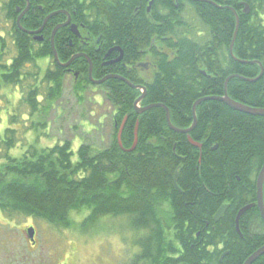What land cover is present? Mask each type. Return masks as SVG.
I'll use <instances>...</instances> for the list:
<instances>
[{"label": "trees", "instance_id": "obj_1", "mask_svg": "<svg viewBox=\"0 0 264 264\" xmlns=\"http://www.w3.org/2000/svg\"><path fill=\"white\" fill-rule=\"evenodd\" d=\"M30 1L21 19V26L30 31L39 29L54 10L69 9L56 0ZM139 1L69 3L77 8L73 20L88 26L91 33L99 29L106 42L123 46L129 60L140 48L149 47L153 36L161 38L165 51L154 53L159 57L158 70L143 105L167 106L173 125L188 128L194 121L193 104L206 96H223L225 82L233 76L229 96L264 108V74L256 81L241 78H256L260 64L264 67V0H178L179 7L175 0H157L151 15L136 11ZM185 2L205 29L198 31L190 23ZM244 3L250 6L248 14L243 12ZM26 6L27 0H0V10L12 23L15 47L8 58V38L0 33V97L6 86L19 88L31 123L17 130L12 125L19 115L13 114L11 127L0 136L1 211L17 220L31 217L83 232L104 219L126 218L136 233L133 243L138 249L129 264H243L263 246L264 220L256 202L257 178L264 165V116L235 110L221 101H204L197 107L198 123L190 133L202 145L198 148L188 134L168 126L163 107L137 113L134 103L140 91L110 79L101 86L114 107L113 138L107 148L83 143L74 159L69 141L44 147L36 142L22 156L11 155L19 143V130L26 134L46 127L45 116L60 99L67 73L56 63L51 44L53 28L66 16H53L40 41L17 23ZM230 8L240 18L235 57L260 64L242 63L230 54L237 29ZM78 41L66 27L56 33L60 61L85 51L95 63L92 48L79 47ZM41 58L53 62L44 74ZM71 67L80 74L76 86L86 89L91 84L88 60L80 57ZM125 118L121 146L118 133ZM137 124L138 142L127 151L134 146ZM225 204L228 209L216 221L215 214ZM250 204L255 205L242 215L239 232L237 214ZM253 264H264V255Z\"/></svg>", "mask_w": 264, "mask_h": 264}, {"label": "rangeland", "instance_id": "obj_2", "mask_svg": "<svg viewBox=\"0 0 264 264\" xmlns=\"http://www.w3.org/2000/svg\"><path fill=\"white\" fill-rule=\"evenodd\" d=\"M190 23L201 30L204 28L198 16L188 11ZM46 18V17H45ZM12 23L7 19L4 10H0V33L8 38L9 55L15 53L11 39ZM205 29V28H204ZM34 36V35H33ZM42 74L53 67L49 58L40 59ZM152 71L141 73L150 77ZM72 74L66 73L63 93L54 107L48 110L46 127L31 130L23 134L19 130V143L12 147L10 153L14 157L22 156L30 144L37 142L38 147L53 146L69 141L77 159V151L83 144L97 149L109 146L113 138L112 115L114 107L106 99L102 88L87 85L86 89L76 86ZM21 92L15 86H6L0 97V136H4L6 128L11 127V115L18 114V121L12 125L15 129L30 126L28 108L20 102ZM37 229V244L27 242L28 228ZM136 233L132 231L126 218H109L102 220L94 228L83 232L75 229L58 228L44 220L22 218L15 226V256L21 260L31 258H47L53 264H129L133 254L138 250L134 245Z\"/></svg>", "mask_w": 264, "mask_h": 264}, {"label": "flooded vegetation", "instance_id": "obj_3", "mask_svg": "<svg viewBox=\"0 0 264 264\" xmlns=\"http://www.w3.org/2000/svg\"><path fill=\"white\" fill-rule=\"evenodd\" d=\"M28 1L30 2V7H31V1L27 0V6H28ZM60 2L63 6H68V8H60L58 10H54L51 13L58 12L57 14L61 13L66 16V18L59 22L52 30L51 33V44H52V35L54 29L58 26L61 25L70 18V23L66 26H61L56 33L61 29L66 27L69 32L75 37V40L79 42V47H84L85 49L92 48V53L95 57V63L92 61L91 57L88 55L87 52H77L73 54L69 60L77 55V54H85V56H79L78 58L82 57L88 60L89 63V69H88V78L91 81L90 85H93L97 88H102L103 84L110 80V79H118V78H107L105 79L102 83L100 84H94L90 78V67H92V76L95 80H103L109 75H119L121 77H124L128 79L127 77L131 76L134 79V83L137 86H140V88L136 89L140 91V96H142L143 92L145 91V96L148 91V85L154 80L156 72L158 70V56L155 55L154 53H163L165 51L164 45L162 43L161 38L156 35L153 36L151 45L149 47L140 48L135 52V57L129 60V57L126 54V50L123 48V46L119 44L112 45L109 42L105 41V35L101 33L99 29L90 31L89 27L84 25L83 23H78L77 21L73 20L72 16L76 14L77 8H75L74 4L69 3L70 0H56ZM157 0H140L136 11L138 13L143 9L145 13L147 14H152L154 11V8L156 9L155 3ZM192 1V0H191ZM64 4H63V3ZM176 6H180L178 0H175ZM184 3V2H183ZM185 9L184 11L189 13L188 11L191 10V6L189 2H185ZM27 6L23 9L25 10ZM30 9V8H29ZM19 11V16L22 13V11ZM157 10V9H156ZM161 13L162 10H160ZM28 12V11H27ZM26 12V13H27ZM25 13V14H26ZM49 13V14H51ZM48 14V15H49ZM55 14L54 16H56ZM183 14V15H186ZM47 15V16H48ZM18 16V17H19ZM46 16V17H47ZM187 16V15H186ZM53 17V16H52ZM51 17V18H52ZM50 18V19H51ZM49 19V20H50ZM48 20V21H49ZM72 25L76 26V31H73ZM44 30V29H43ZM55 33V36H56ZM200 34V32H198ZM191 37V35H188ZM92 39V40H91ZM55 40V37H54ZM70 44L73 45V39L70 40ZM55 46V44H54ZM53 49V46H52ZM56 49V47H55ZM57 51V50H56ZM54 54V51H53ZM58 54V52H57ZM59 57V56H58ZM76 58V59H78ZM55 59V56H54ZM75 59V60H76ZM60 60V59H59ZM67 60V61H69ZM73 60L72 63L75 61ZM56 61V59H55ZM67 61H61L62 63H66ZM57 63V61H56ZM72 63L68 67H62L58 63V65L62 68H65L67 70V73L72 74L75 81L78 80L79 78V73L76 72L72 67ZM152 71V78L150 77H143L141 73L147 72V71ZM95 75V76H94ZM129 75V76H127ZM121 80V79H118ZM129 80V79H128ZM123 81V80H122ZM124 82V81H123ZM127 84V83H126ZM132 88V87H131ZM105 93L107 94L104 89H102ZM144 96V98H145ZM143 98V99H144ZM143 101V100H142ZM142 101L140 102V106H147L143 105ZM146 112V111H144ZM142 112V113H144ZM139 113V114H142ZM171 117V115H170ZM17 225V219L15 217H9L3 213L0 209V264H53L49 263V261H45L47 258H37V259H30L28 260H21L19 256H15V226ZM27 242H30L33 245H38L37 244V229L35 227V236H34V241L27 239Z\"/></svg>", "mask_w": 264, "mask_h": 264}, {"label": "water", "instance_id": "obj_4", "mask_svg": "<svg viewBox=\"0 0 264 264\" xmlns=\"http://www.w3.org/2000/svg\"><path fill=\"white\" fill-rule=\"evenodd\" d=\"M195 1H200V0H195ZM213 4L217 5L216 3L212 2ZM219 6V5H217ZM219 7H222V6H219ZM30 8V2L28 1V6L25 10L22 11V13L20 14V16L18 17V20H17V23L19 25V27L21 28V30L27 32L28 34H31V35H34L35 36V39L36 40H42V37L40 36L41 32L43 31V29L45 28L48 20L54 16L55 14H57L58 12H54V13H51L49 14L43 21V24L42 26L37 29V30H26L24 29L22 26H21V19L22 17L25 15V13L29 10ZM231 10H233L236 14V17H237V29H236V32H235V35H234V38H233V41L231 43V46H230V54L235 58V60H239L235 57L234 55V52H233V47H234V42H235V39H236V36H237V31L239 29V23H240V18H239V15L236 13V11L233 9V8H230ZM243 12L245 14H248L250 12V6L249 4L247 3H244V10ZM70 23V18L67 20V22L61 24V25H58L54 31H53V35H52V46H53V51H54V56H55V59L57 61V63L62 66V67H68L73 60H75L76 58H78L79 56H85L87 57V55L85 54H77L75 56H73L69 61H67L66 63H62L60 60H59V57H58V54H57V51L55 49V46H54V37H55V33L56 31L61 27V26H66ZM72 29L73 31H76V26L75 25H72ZM240 62L242 63H259L258 61H246V60H239ZM260 64V63H259ZM261 65V73L259 76H257L256 78H246V77H243L241 76L242 79L244 80H247V81H256L258 79H260L263 74H264V67L262 64ZM90 78L92 80V82L94 84H100L102 83L105 79L107 78H110V77H113V78H118V79H121L123 80L125 83H127L130 87L132 88H140V86H137L135 84H133L130 80L124 78V77H121L119 75H109L107 76L106 78H104L103 80H95L92 76V67H90ZM233 76H230L227 78L226 82H225V89H224V95L223 96H206V97H203V98H200L198 99L194 104H193V108H192V112H193V123L190 127L188 128H178L176 127L175 125H173L172 121H171V117H170V110L167 106L163 105V104H150V105H147V106H140V102L143 100L144 96H145V91L143 92L142 96L138 97L134 103V106H135V110L137 113H142L144 111H148L154 107H163L165 110H166V119H167V123H168V126L174 130L175 132H178V133H183V134H188V140L189 142L195 146V147H198V148H202V145L200 143H197L190 135V133L195 129V127L197 126V123H198V119H197V113H196V110H197V107L198 105H200L202 102L204 101H208V100H217V101H221V102H224L225 104H227L228 106H230L231 108L235 109V110H238V111H241V112H244V113H247V114H252V115H258V116H264V108H257V107H252V106H248L246 104H243L237 100H234L233 98H231L228 94V82L229 80L232 78ZM127 121V118H125V120L123 121V123L121 124V127H120V130H119V133H118V139H119V143L121 146L122 145V133H123V129H124V126H125V123ZM138 125L136 126V131H135V135H136V138H135V142H134V146H132L131 148L127 149V151H132L134 150L137 142H138ZM178 174L176 173V176ZM255 204H250V205H246L244 206L237 214V217H236V227L238 229V231L240 232V219L242 217V215L247 211L249 210L250 208H252ZM256 205L258 206L259 210H260V214H261V217L262 219L264 220V165L263 167L261 168L259 174H258V178H257V202H256ZM229 205L228 204H225L223 206H221V208L218 210V212L215 214V220L216 221H219L222 216L225 214L226 210L228 209ZM28 233H29V238L31 240L34 241V236H35V228L33 226H31L30 228H28ZM226 254V253H225ZM224 254V255H225ZM224 255L222 257H224ZM262 255H264V245L259 247L256 251H254L247 259L246 261L243 263V264H253L257 259H259Z\"/></svg>", "mask_w": 264, "mask_h": 264}]
</instances>
